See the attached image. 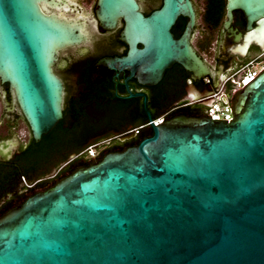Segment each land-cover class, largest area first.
<instances>
[{"label":"water","instance_id":"1","mask_svg":"<svg viewBox=\"0 0 264 264\" xmlns=\"http://www.w3.org/2000/svg\"><path fill=\"white\" fill-rule=\"evenodd\" d=\"M55 5L0 0V78L35 142L62 119L58 54L88 39L85 21L49 13ZM95 12L101 31L121 21L127 46L100 66L148 86L173 64L195 79L207 72L189 43L188 0H163L148 16L136 0H97ZM179 16L189 20L174 39ZM236 86L229 122L177 115L154 124L144 106L152 136L0 216V264H264V70Z\"/></svg>","mask_w":264,"mask_h":264},{"label":"flooded vegetation","instance_id":"2","mask_svg":"<svg viewBox=\"0 0 264 264\" xmlns=\"http://www.w3.org/2000/svg\"><path fill=\"white\" fill-rule=\"evenodd\" d=\"M53 2L54 8L46 7L49 13L84 20L88 33L85 43L61 51L52 67L63 85L59 123L64 138L73 127L69 120L93 122L113 116L148 121L144 106L152 120H166L186 110L204 114L210 102L207 97L216 93L230 76L238 75L252 61H264V0H188L194 12L189 43L207 72L195 79L192 73L173 64L151 86L128 78L127 70L116 72L98 64L105 58L124 56L127 46L120 40L121 21L113 30H100L95 12L97 0ZM136 2L148 16L160 9L163 0ZM188 20L184 16L177 18L171 28L174 39L183 34ZM230 87L228 84L224 88ZM130 94L142 96L129 97ZM110 110L113 115L106 114ZM122 128L91 134L83 146L94 147L98 154L116 142L125 144L135 138L131 125H127L126 133L116 135ZM51 132L34 141L14 91L0 78V212L16 204L20 196L26 199L47 188L51 178L79 156L80 153H71L69 161L54 160L59 166L52 173L49 150L45 152ZM75 147L76 144L72 149ZM20 176L24 178L21 183Z\"/></svg>","mask_w":264,"mask_h":264},{"label":"trees","instance_id":"3","mask_svg":"<svg viewBox=\"0 0 264 264\" xmlns=\"http://www.w3.org/2000/svg\"><path fill=\"white\" fill-rule=\"evenodd\" d=\"M106 114L113 115L114 113L111 111L109 113L107 112ZM177 115H186L190 117L205 116V114H202V113L197 114V113H194L192 110H186V111L176 112L175 114L169 116V118H167L166 120L174 116H177ZM68 123L73 124V127L70 131L65 133V135H67V138H64L65 136L62 134V131H63V128L61 127L62 125L59 123L52 130V132L49 135L48 140L45 143L46 144L45 147L47 148L45 152H48L49 150V156L52 162V165H51L52 172L59 166V165H56L57 162H54V160L58 159L59 161L61 160V161L66 162L70 160L69 155L71 153H75V154L80 153V154L75 159L69 162L68 164L69 166H67L66 168L61 170V172H59L56 176L51 178L47 188L53 185L60 178L68 175L75 168L79 166H87L90 164L92 159H87L85 157L86 155L84 152L86 151L87 148L83 146V144L86 138L89 137L91 134H102L106 131H109L112 129H119L120 127H123L122 130L118 131V133L116 134V135H120L128 131L127 125H131V128L133 129V131L137 129L135 138L131 139L128 142H125V144L116 142L115 144L107 148L106 150L99 152L94 158L97 160H100L107 153L120 152L129 147L136 146L140 143L142 139L152 136V131L150 127L144 126L148 123L146 119H142L138 121H131V120H126V119H122L119 117L106 116L103 118H99L93 122H84L83 120H77V121L69 120ZM141 126L143 127L138 129V127H141ZM74 143L76 144V147L72 149V146H75ZM23 179L24 178L20 176L19 182L21 183ZM24 200L25 198L20 196L18 199V202H16V204H14L13 206L21 204ZM8 209L6 210L3 209L0 212V216Z\"/></svg>","mask_w":264,"mask_h":264},{"label":"built area","instance_id":"4","mask_svg":"<svg viewBox=\"0 0 264 264\" xmlns=\"http://www.w3.org/2000/svg\"><path fill=\"white\" fill-rule=\"evenodd\" d=\"M262 70H264V61L261 63H255V61H252L249 63L238 75H232L230 76L223 86L213 94H210L207 98L210 99V102L205 107V116L210 117L212 120H224L229 122L232 120V100L234 93L232 90H234V87L236 86L237 89H241L246 83L250 82L253 78H255ZM230 84V88H224L225 85ZM164 120L162 118L153 120L152 123L158 124L163 122ZM149 123H147L146 127H149ZM138 127V129L142 128ZM134 134L137 133L136 130H132ZM85 157L87 159H94L97 155V152L94 147H88L86 149Z\"/></svg>","mask_w":264,"mask_h":264},{"label":"rangeland","instance_id":"5","mask_svg":"<svg viewBox=\"0 0 264 264\" xmlns=\"http://www.w3.org/2000/svg\"><path fill=\"white\" fill-rule=\"evenodd\" d=\"M55 172V171H54ZM54 172H52V173H54Z\"/></svg>","mask_w":264,"mask_h":264}]
</instances>
